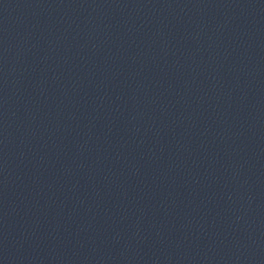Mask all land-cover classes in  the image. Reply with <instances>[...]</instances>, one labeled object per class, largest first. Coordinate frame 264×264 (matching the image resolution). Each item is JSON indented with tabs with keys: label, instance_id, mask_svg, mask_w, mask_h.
I'll list each match as a JSON object with an SVG mask.
<instances>
[{
	"label": "water",
	"instance_id": "1",
	"mask_svg": "<svg viewBox=\"0 0 264 264\" xmlns=\"http://www.w3.org/2000/svg\"><path fill=\"white\" fill-rule=\"evenodd\" d=\"M0 264H264V0H0Z\"/></svg>",
	"mask_w": 264,
	"mask_h": 264
}]
</instances>
